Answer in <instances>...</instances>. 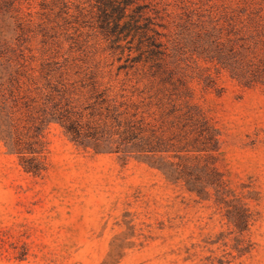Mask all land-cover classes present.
Wrapping results in <instances>:
<instances>
[{
  "label": "rangeland",
  "instance_id": "1",
  "mask_svg": "<svg viewBox=\"0 0 264 264\" xmlns=\"http://www.w3.org/2000/svg\"><path fill=\"white\" fill-rule=\"evenodd\" d=\"M47 1L56 8L55 0ZM156 1L165 16V42L194 76L193 100L219 131L217 167L237 193L252 197L248 202L257 219L244 239L254 249L238 257L236 234L211 202L196 201L146 162L83 149L52 123L44 132L46 167L40 176L26 172L0 140V264H112L120 253L116 264H264V87H244L200 61L216 82L217 89L206 88L195 77L192 48L195 34L210 28L213 16L241 0ZM65 2L71 14L77 5L88 13L92 3ZM42 3L0 0L1 81L20 63L38 69L50 55L60 61L70 57L87 73L98 65L105 81L114 75L117 63L89 22L71 20L63 30L53 14L43 25L56 37L45 41ZM53 21L60 27L56 33ZM4 45L16 53H7ZM18 51L24 59L17 58Z\"/></svg>",
  "mask_w": 264,
  "mask_h": 264
},
{
  "label": "trees",
  "instance_id": "2",
  "mask_svg": "<svg viewBox=\"0 0 264 264\" xmlns=\"http://www.w3.org/2000/svg\"><path fill=\"white\" fill-rule=\"evenodd\" d=\"M44 1L40 33L45 41L56 37L43 25L53 14L63 30L71 20L89 22L117 66L105 81L98 65L87 73L70 57L60 61L50 55L38 69L29 71L20 63L6 82L0 76V140L24 170L34 176L45 171L44 132L58 123L77 146L146 162L196 201L211 202L236 234L233 249L238 257L250 253L253 243L244 236L257 219L248 202L252 197L237 193L217 167L219 131L193 100L194 76L164 40L165 16L159 3L88 0V13L77 5L71 14L65 0H55V9ZM210 22L212 26L202 27L192 41L195 77L206 88L217 89L215 78L205 73L210 67H202V61L244 87H264V0H241ZM57 28L58 22L51 29L56 33ZM4 46L7 53H16ZM23 57L18 51L17 58Z\"/></svg>",
  "mask_w": 264,
  "mask_h": 264
}]
</instances>
